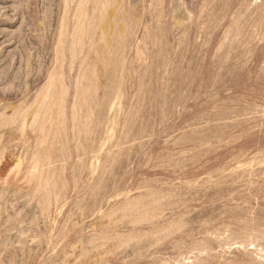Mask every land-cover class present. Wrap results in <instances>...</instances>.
Segmentation results:
<instances>
[{
  "label": "rangeland",
  "instance_id": "1",
  "mask_svg": "<svg viewBox=\"0 0 264 264\" xmlns=\"http://www.w3.org/2000/svg\"><path fill=\"white\" fill-rule=\"evenodd\" d=\"M0 264H264V0H0Z\"/></svg>",
  "mask_w": 264,
  "mask_h": 264
}]
</instances>
